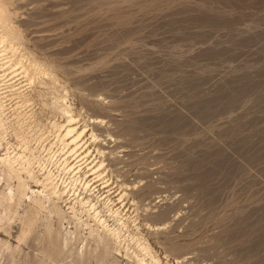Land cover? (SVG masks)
Returning <instances> with one entry per match:
<instances>
[{"label": "rangeland", "instance_id": "374dc122", "mask_svg": "<svg viewBox=\"0 0 264 264\" xmlns=\"http://www.w3.org/2000/svg\"><path fill=\"white\" fill-rule=\"evenodd\" d=\"M0 1L6 10L0 38L9 34L16 49L0 62L8 122L0 159L7 150L25 151L14 135L17 119L30 124L27 142L42 158L95 164L101 145L105 165L115 159L117 165L94 180L92 199L104 215L114 207L138 217L139 231L130 224L126 234L132 247H139L138 234L164 264H175L174 255L166 259L171 245L181 248L177 257L188 255L189 264H264V0ZM15 60L32 66L34 82ZM59 94L67 96L78 128L87 126L76 154L60 144L54 127L67 122L53 111ZM96 117L104 123L89 120ZM34 169L43 173L38 164ZM59 169L54 163L45 170L58 175ZM61 178V187L69 185L70 175ZM3 180L0 246L11 249L0 248V264H54L43 254L56 247L54 237L51 247L47 243L45 214L35 218L37 234L23 241L27 205L2 200L18 186L16 179ZM118 180L132 189L123 201ZM105 182L111 186L104 188ZM64 199L60 204L69 212L72 190ZM161 212L166 222L150 217ZM114 264L137 262L120 257Z\"/></svg>", "mask_w": 264, "mask_h": 264}, {"label": "bare ground", "instance_id": "6f19581e", "mask_svg": "<svg viewBox=\"0 0 264 264\" xmlns=\"http://www.w3.org/2000/svg\"><path fill=\"white\" fill-rule=\"evenodd\" d=\"M5 12H6V10L2 7L1 1H0V16H1V14H4ZM0 22H1V17H0ZM13 43H14V41L12 42L9 34H4L0 38V62H2L4 60V57H7V54L9 52L13 53V56H14V53H16L15 52L16 49H15V46ZM15 55H17V54H15ZM22 55H21V57H22ZM15 58H18V55ZM24 59H26V58H22V60H24ZM22 60H20V62H16V60H15L16 65L18 63V66H20V70L22 71L21 74L25 77V79L28 82H30V83L34 82L33 81L34 77H35L34 76L35 73L33 71L34 69L31 68L32 66H30V64L29 65L27 63L25 64L24 62H22ZM33 67H34V65H33ZM37 71H38V69H37ZM2 79H3V76L0 75V82ZM47 83H48V81H47ZM51 83H49V84H51ZM56 86H57V84H56ZM61 89H60V91L62 92ZM56 90H57V87H56ZM2 95H3V93L0 94V137L2 134L1 132H6L7 125H8V122L4 118L5 111H6V105L3 102ZM59 95H61V94H59ZM64 95L63 96L57 95L56 96L57 98L54 100L55 102L52 103L53 104L52 106H53V111L58 112V114H62L63 118H65L67 120V122L65 125H55L54 127L59 128L58 130H60V134L58 136V141L60 142V144L62 146H64L65 149H69V150L71 148L75 147V149L72 150V154H76L78 148L80 147L79 143L81 142L82 138L86 134L87 126H85L82 130H80L78 128V126L76 124L77 118L73 114V111H72L71 107L69 106V104H67L68 103L66 101L67 96L66 95L64 96ZM24 101H22V102L23 103H27V102L29 103L30 99H24ZM18 109H19V105L14 109V114H16V111H18ZM56 112H53V114ZM58 114H56V115H58ZM17 120L18 121L15 122L14 125L12 123V125H13L12 127L15 130L14 135H16V138L23 140V142H24L23 145H25L26 148L24 147L25 151L23 153H21V154L16 153L14 155H11L9 153V151L7 150L6 155L0 159V178L2 180L4 178H8L10 180L16 179L18 182V183L16 182L18 184V186L16 185L17 186L16 190L13 188L12 189L9 188L8 193L2 194V195H4L2 200H5L7 202V204L9 203V204H11V206H12V204L14 206H20L23 203L27 205V207H26L27 209H26V213H25L26 218H27L26 219L27 222L25 223V228H23V231L21 232L23 235V241H24V238L25 239H27L28 237L31 238V236H34V234H37L36 232L38 231L37 230L38 227H37V222L35 221V218H37V216L39 214H43V215L45 214L44 215L45 217L44 216L43 217L45 219L44 222H46V223L45 224L43 223V224L46 227L47 237L49 238V240H48L46 237V240H47V243L50 245V247L56 242L55 243L56 247L54 249L52 247L49 249V246H48V248L46 247V250H43L46 252H44L43 254H46V257L48 258V260L50 259L51 262H54V264H56V263L61 264V262H62V264H100V263L114 264L115 262L119 261L120 257H126L129 259H133L134 261L137 262V264H164L162 259H160L157 256L152 255L150 247L142 243V240L139 237H137V236H139L138 234H137V236L135 235L133 239L136 240L139 247H138V249L132 247L131 241L129 239V237L131 235L126 236V234H128V232H129V229L131 227L130 224H133L134 229L139 231L138 217L137 218L136 217L132 218L130 216L127 217V215L123 214V212L121 211V208L115 209L114 207L109 208V215H104L103 211L100 210V208L98 207V203L92 199V193H93L92 187L95 184L94 180L95 179L101 180L104 177V174H105V172H107V169H108L107 166L109 164H110V166L117 165V164H115V163H117L116 159L114 161H111L110 163L107 161L109 164L105 165L106 164V158L105 157H106V153H107L106 151L107 150L105 151V149H103V147L98 144L100 142V139H99V136L97 135V133H95V131H94L95 129H92L93 131L91 133V138L94 140L95 143H97V145H99V146H97V152L102 159L100 158V161L95 163V164H93V163L89 164V163H87L88 160H85L87 158V156H86L84 159L85 162L80 163L81 161H79L74 165H70L66 159L64 161L60 162L56 156H52V157H48V158H44V157L42 158L41 156H36L34 150H31V148L29 146L30 144H29V142H27V138L25 136V131L30 126V124L26 123L22 119H17ZM89 120H92V123H94V124L97 123V124L101 125L104 123L103 119L101 120V118H97V117L92 118V119L90 118ZM87 136H88V134H87ZM2 138H3V135H2ZM111 154H113L112 150H111ZM110 159L112 160V158H110ZM54 163L58 164V168L61 167V169H59L58 175L53 173L52 171H46L45 170L47 165L54 164ZM34 164H38L39 167L42 168L41 169V171L43 172L42 174L37 175V173L35 172V169H34ZM85 168H87L88 171H84L83 175H81L80 173ZM117 172H120V171H117ZM62 173L70 175V177H71L69 185H66L64 182L63 187H61L62 185L60 184V181L62 179L61 178ZM88 173L89 174L91 173V174L88 175ZM24 174H26L28 178L32 179L36 183L37 186L42 187V190L41 189L40 190L32 189V187L28 184L29 182H27L26 179L23 177ZM92 176H95L94 179L89 180V177H92ZM118 177L121 178L123 176L119 175ZM118 177H117V179H118ZM3 182H4V180H3ZM119 182L117 183L118 184V192L120 191L118 195H121L120 201H123L125 198L129 197V195H130L129 191H131L132 189L125 182H123V181H119ZM107 183L108 182H105L104 185L105 184L107 185ZM77 186H81L83 188L82 190H84L85 193L84 194L77 193L76 192L77 191L76 189L78 188ZM110 186L111 185H107L104 188H108ZM69 189L72 190L73 195H74V199L70 202L71 205L68 207L69 212H67L61 206L60 203H61V201L66 202V201H64L65 200L64 197L68 193ZM89 192H90L89 195H85V194H88ZM0 194H1V192H0ZM138 194L139 193L135 192V193H133V196L138 195ZM149 195H151V194H149ZM109 201H110V199H109ZM24 211H25V209H24ZM137 211L138 210H136V212ZM164 212L163 213L161 212L160 214L158 213V215H155V214L152 216L150 215V217H152V218L154 217V218H157L159 220L160 219L161 220L166 219L167 213H164ZM53 217L58 219L57 221H58L59 227H57V228H55V225L53 224V222H54L52 220ZM142 218L144 219V217H141V219ZM145 219H146L145 220V222H146L148 218L145 217ZM3 220H4V215L2 216L0 214V224ZM26 220H24V221H26ZM149 220H150V218H149ZM40 221H41V219H40ZM57 221H56V223H57ZM142 221H144V220H142ZM163 221H165V220H163ZM148 223H151V222H148ZM72 225H74L73 226L74 228L71 227ZM167 225H164L165 227H158L157 226V228L155 230L161 231V230L167 229L166 228ZM56 226H57V224H56ZM149 227L152 228V226H149ZM42 228H43V226H42ZM72 229L74 231H72ZM136 233H138V232H136ZM44 237H45V233H44L43 238ZM53 237L56 238L55 242H53V240H55V239H53ZM40 238H39V240H40ZM43 238H42V240H43ZM19 240H22V239L19 238ZM3 245L5 246V243L2 244V246ZM7 245L9 246V248H6ZM7 245L4 248H2L0 246V248L3 249V250L2 249L1 250L2 251H6L5 249L10 250L11 249L10 245L9 244H7ZM171 246L172 247H169L167 249L168 255L166 253V256H167L166 259L169 260V257L171 256V258H173L172 255H174L175 256L174 258L176 259L175 264H189V258H187L188 255L185 254V255H180L177 257L176 255H178L182 251L181 248L179 246H175V245L174 246L171 245ZM15 249H16V247H15ZM13 250H14V248H13ZM16 250H18V249H16ZM43 251L41 250V252H43ZM12 257H13V255H12ZM42 257H43V255H42ZM147 257H148V259H147ZM68 259L70 261H71V259H73V261L68 262L69 261ZM38 263L40 264V262H38ZM167 264H170L169 261L167 262Z\"/></svg>", "mask_w": 264, "mask_h": 264}]
</instances>
